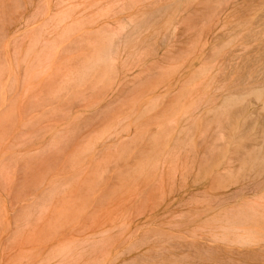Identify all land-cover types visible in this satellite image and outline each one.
Wrapping results in <instances>:
<instances>
[{"label": "rangeland", "instance_id": "rangeland-1", "mask_svg": "<svg viewBox=\"0 0 264 264\" xmlns=\"http://www.w3.org/2000/svg\"><path fill=\"white\" fill-rule=\"evenodd\" d=\"M0 264H264V0H0Z\"/></svg>", "mask_w": 264, "mask_h": 264}, {"label": "bare ground", "instance_id": "bare-ground-1", "mask_svg": "<svg viewBox=\"0 0 264 264\" xmlns=\"http://www.w3.org/2000/svg\"><path fill=\"white\" fill-rule=\"evenodd\" d=\"M105 51H106V50H105ZM98 57H99V56H98ZM101 59H102V58H101ZM241 209H242V208H241ZM247 209H248V208H247ZM251 209H252V208H251ZM251 209H250L249 211H251ZM245 210H246V209H245ZM252 210H253V209H252ZM241 212H242V210H241ZM230 213H231V210H230ZM237 213H239V212H237ZM249 213H250V212H249ZM251 213L253 214L254 212L251 211ZM256 213H257V212H255V216H257ZM252 214H251V215H252ZM226 215H227V214H226ZM226 215H225V216H226ZM231 215H232V214H230V216H231ZM248 216H249V215H248ZM253 217H254V215H253ZM253 217H252V216H251V217L249 216L248 218H253ZM224 218H225V219H224ZM224 218H221V219H222V220L224 219V220H227V221H228V220H229L228 218H230V217H228V218L224 217ZM231 218H232V217H231ZM231 218H230V219H231ZM224 220H223V221H224ZM232 220H233V219H232ZM232 220H230V221L233 222ZM245 220H246V218H245ZM251 220H252V219H251ZM218 221H219V220H218ZM220 221H221V220H220ZM230 221L228 222L229 224H230ZM234 221H235V220H234ZM243 221H244V220H243ZM243 221L241 222V225H239V226H241V227L244 226V225H242ZM249 221H250V220H249ZM249 221H248V222L246 221V223H245V221H244V224L248 225L247 223H252V221H251V222H249ZM228 223L226 222V225H225V226H228V225H229ZM239 226H238V227H239ZM228 227H230V225H229ZM228 227H226L225 229H228V230H229L230 228H228ZM223 229H224V228H223ZM223 229H222V232H223V231L226 232V230H225V229L223 230ZM251 230H252V229H251ZM229 231H231V230H229ZM229 231H227V232H229ZM234 231H236V230H234ZM234 231H233V233H234ZM238 231H239V230H238ZM248 231H249V230H248ZM242 232H244V230H242ZM245 232H246V233H245ZM245 232H244L243 234H246V236H247V230H245ZM251 232H252V231H251ZM235 233H236V232H235ZM251 234H252V233H251ZM216 236H217V235H216ZM216 236H215V237H216ZM219 236H220V235H219ZM222 236H223V239H227V237H229V236H227L226 238H224L225 236H224V235H222ZM233 236H234V235H233ZM239 236H240V235H239ZM239 236H236V237H239ZM246 236H242V237L245 238ZM254 236H255V234H254ZM254 236H253V234H252V237H254ZM230 237H231V236H230ZM246 238H247V237H246ZM257 238H258V237H257ZM218 239H219V238H218ZM249 239H250V237H249ZM249 239H248V240H249ZM216 240H217V237H216ZM243 240H244V239H243Z\"/></svg>", "mask_w": 264, "mask_h": 264}]
</instances>
